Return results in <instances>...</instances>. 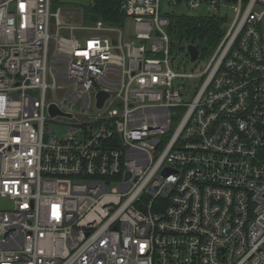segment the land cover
<instances>
[{"label": "built area", "instance_id": "built-area-1", "mask_svg": "<svg viewBox=\"0 0 264 264\" xmlns=\"http://www.w3.org/2000/svg\"><path fill=\"white\" fill-rule=\"evenodd\" d=\"M118 1L128 36L0 0V264H264V0H187L221 29L192 72L164 0Z\"/></svg>", "mask_w": 264, "mask_h": 264}, {"label": "rangeland", "instance_id": "rangeland-1", "mask_svg": "<svg viewBox=\"0 0 264 264\" xmlns=\"http://www.w3.org/2000/svg\"><path fill=\"white\" fill-rule=\"evenodd\" d=\"M168 0H164L162 3V11L168 12L169 14L173 15V21L174 18L179 15H188L190 13V10L187 5V0H181L180 4L178 6L168 4ZM62 4L67 8V11H69L70 15H73V19L77 22L82 21L83 24H86L83 19V15L81 13V9L79 6L73 5V4H82L87 5L91 3V0H61ZM79 7V8H78ZM68 8H74L72 10H69ZM208 9L204 7L200 11L196 12L198 15H204L206 14ZM223 14L227 15V23H230L232 19L235 17V13L233 9L223 7L222 9ZM68 12H66L67 14ZM68 13V14H69ZM93 22H89L88 24H91ZM86 24V25H88ZM174 26V22L172 24ZM122 27H125L126 30V36L130 34L134 29V20L127 18L124 25H121ZM128 32V34H127ZM170 40L172 41V58L173 66L176 68V70L180 71H186V72H192L194 70H200L201 68H205V66L208 64L215 47L210 46L206 49L203 47L201 48V57L195 61L194 63L191 61V55H189V50L186 47V45L190 42L186 38H182L180 36L179 31L175 30L174 28H171L169 30ZM154 56V55H149ZM56 132H61L64 128L61 127V125H56ZM12 206V203L10 200L4 196H0V209L2 208H9Z\"/></svg>", "mask_w": 264, "mask_h": 264}, {"label": "trees", "instance_id": "trees-1", "mask_svg": "<svg viewBox=\"0 0 264 264\" xmlns=\"http://www.w3.org/2000/svg\"><path fill=\"white\" fill-rule=\"evenodd\" d=\"M87 5L73 4L79 6L84 22H95L104 20L107 23L118 25L125 21V13L119 7L118 0H91ZM78 7V8H79ZM172 28L179 31L182 38L195 44L200 50L210 46L215 47L221 35L220 24L216 20H195L180 16L175 19ZM173 24V23H172Z\"/></svg>", "mask_w": 264, "mask_h": 264}, {"label": "water", "instance_id": "water-1", "mask_svg": "<svg viewBox=\"0 0 264 264\" xmlns=\"http://www.w3.org/2000/svg\"><path fill=\"white\" fill-rule=\"evenodd\" d=\"M188 50H189V55H191V61H194L195 59L198 58L199 56V48L194 44H189L188 45ZM109 96L108 92H101L99 94V105L103 106L105 99ZM53 112L55 113L56 110H53Z\"/></svg>", "mask_w": 264, "mask_h": 264}]
</instances>
